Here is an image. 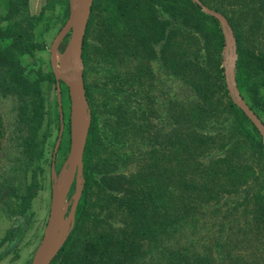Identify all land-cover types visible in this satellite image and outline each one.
I'll list each match as a JSON object with an SVG mask.
<instances>
[{
  "label": "trees",
  "instance_id": "16d2710c",
  "mask_svg": "<svg viewBox=\"0 0 264 264\" xmlns=\"http://www.w3.org/2000/svg\"><path fill=\"white\" fill-rule=\"evenodd\" d=\"M3 1L0 98L13 102L6 134L18 153L13 164L25 173L23 163L43 153L50 112L42 83L54 77L50 70L31 77L21 60L46 47L32 31L42 10L29 13V0ZM201 1L227 17L237 86L262 119L264 0ZM91 33L102 63L100 79L90 84L83 69L91 108L83 188L74 225L50 264H264L233 254L219 235L208 253L179 239L196 225L190 221L223 205L227 212L241 208L245 224H255L250 231L264 237V142L228 94L218 19L193 0H93L84 64ZM124 59L130 64L118 68ZM158 73L174 78V97L156 87ZM31 186L11 211L24 210Z\"/></svg>",
  "mask_w": 264,
  "mask_h": 264
},
{
  "label": "rangeland",
  "instance_id": "374dc122",
  "mask_svg": "<svg viewBox=\"0 0 264 264\" xmlns=\"http://www.w3.org/2000/svg\"><path fill=\"white\" fill-rule=\"evenodd\" d=\"M2 2L1 11L5 7L3 0ZM41 10L42 14H40L41 16H39V20L32 28V31L37 40L46 42V47L36 49L33 53L24 54L21 57L22 62L30 67L29 74L31 77H36L38 70L42 73H46L49 70L52 72L49 46L58 29L68 17L70 11L69 0L28 1L29 13L35 15L39 14ZM218 11L221 12L220 10ZM223 16L227 20L224 14ZM3 23L5 24V22ZM228 24L230 26L229 36L232 40L234 39L231 45L235 46L237 60L236 39L229 22ZM69 40L70 33L64 36L58 46L57 65L61 70H65V66L69 64L66 60ZM86 40H88L87 61L86 64L83 63V69L86 68L87 70L85 81L90 84L94 80L100 79V72L98 71L102 62H100L97 47L100 43L96 39V35L93 33L88 34ZM231 45L229 43L226 44L225 41L222 48L223 62L233 52ZM129 64L130 61L124 59L119 61L117 66L120 69H124ZM235 72L234 68V77ZM158 77L160 81H157L156 87L169 91L163 96L174 97L178 88L174 78L161 76L159 73ZM60 88L63 131L59 146L55 152L53 170L51 169L52 156L60 127L55 77L54 80H44L42 83L43 95L46 97L45 104L49 106L50 112V126L48 128V125L45 124L46 122L43 126V129L48 128L47 137L43 145V153L39 159H35L29 164L23 163L21 167L26 168L25 173L19 170L20 165L18 162L13 164L18 153L15 151L13 140L9 139L8 132L6 134V129L10 131L13 126V102L9 99L0 98V132H3L0 135V264H31L33 254L41 239L48 218L52 181L59 177L67 165L70 151V96L68 87L62 80L60 81ZM262 90L264 93V89ZM241 97L245 100L242 94ZM259 113L264 120V111L259 110ZM30 183L32 186L24 210L11 211V206L13 207L17 202V194L26 193ZM73 192L74 184L71 186L65 201L63 214L65 220L70 210ZM6 206L10 207L7 208ZM204 212L205 214L201 220H197V222L190 221L191 223H189L196 225L188 226L181 236L179 235L181 242L191 243L196 251L208 253L207 246L213 243L211 238L213 239L214 236L219 235L217 240L231 247L233 254H242L246 258L255 261V263L264 261V237L255 228L250 231V228L255 226V224H245L244 213L241 212V208L238 211L227 212L223 205L222 209L216 213ZM191 238L194 243L191 242ZM153 253L158 255V248ZM156 260L159 261L158 258Z\"/></svg>",
  "mask_w": 264,
  "mask_h": 264
},
{
  "label": "water",
  "instance_id": "95a60500",
  "mask_svg": "<svg viewBox=\"0 0 264 264\" xmlns=\"http://www.w3.org/2000/svg\"><path fill=\"white\" fill-rule=\"evenodd\" d=\"M206 13L220 22L226 44H232L229 36L230 26L221 12L208 7L201 0H193ZM93 0H69L68 17L58 29L49 46L50 65L56 80L57 101L59 104L60 127L52 156L51 169H54L55 152L59 146L63 131V111L61 107L62 80L68 87L70 96V151L66 167L51 184V201L48 218L41 239L33 254L31 264H50L67 239L75 221V210L83 188V153L91 122V108L85 94L83 78L82 45ZM70 33L67 64L65 70L57 65V51L61 40ZM232 54L223 62L224 77L232 101L247 115L259 131L264 142V122L258 114L241 97L234 77L236 60L235 46ZM74 184V192L69 213L64 219L65 201ZM62 221L65 222L61 227Z\"/></svg>",
  "mask_w": 264,
  "mask_h": 264
},
{
  "label": "bare ground",
  "instance_id": "6f19581e",
  "mask_svg": "<svg viewBox=\"0 0 264 264\" xmlns=\"http://www.w3.org/2000/svg\"><path fill=\"white\" fill-rule=\"evenodd\" d=\"M57 61H58V54H57ZM64 224H65V222H64V221H62V223H61V227H63V226H64Z\"/></svg>",
  "mask_w": 264,
  "mask_h": 264
}]
</instances>
